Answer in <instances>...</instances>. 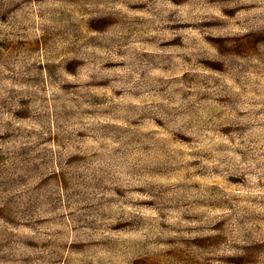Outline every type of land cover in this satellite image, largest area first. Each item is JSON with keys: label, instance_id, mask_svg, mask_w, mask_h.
I'll return each mask as SVG.
<instances>
[{"label": "rangeland", "instance_id": "rangeland-1", "mask_svg": "<svg viewBox=\"0 0 264 264\" xmlns=\"http://www.w3.org/2000/svg\"><path fill=\"white\" fill-rule=\"evenodd\" d=\"M0 264H264V0H0Z\"/></svg>", "mask_w": 264, "mask_h": 264}]
</instances>
